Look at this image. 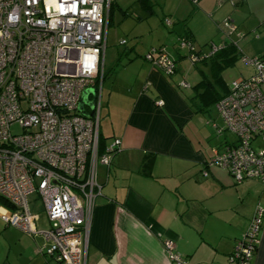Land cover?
Returning a JSON list of instances; mask_svg holds the SVG:
<instances>
[{
	"label": "built area",
	"instance_id": "2783aa9c",
	"mask_svg": "<svg viewBox=\"0 0 264 264\" xmlns=\"http://www.w3.org/2000/svg\"><path fill=\"white\" fill-rule=\"evenodd\" d=\"M110 1L0 0V197L10 209L1 218L27 234L42 235L41 252L60 264H87L88 232L101 194L96 166H109L120 145L115 138L99 143L97 83L103 79ZM219 29L228 38L235 33L229 19ZM236 34L243 39V33ZM178 42L187 47L193 64L225 46L212 42L207 51H196L187 37ZM143 57L167 75L176 71L164 48ZM239 58L253 72L230 82L215 103L221 124L212 122L217 135L230 132L236 138L214 146L208 164L227 170L237 183L258 179L264 184V149L251 146L264 133V57ZM88 89L96 92L90 117L78 110ZM156 103L163 105L161 99ZM84 109L89 112L87 105ZM29 196L43 208L44 228H37L39 217ZM262 225L264 208L257 206L235 241L229 264H251ZM164 246L172 262L185 264L171 241Z\"/></svg>",
	"mask_w": 264,
	"mask_h": 264
},
{
	"label": "crops",
	"instance_id": "0c3cea01",
	"mask_svg": "<svg viewBox=\"0 0 264 264\" xmlns=\"http://www.w3.org/2000/svg\"><path fill=\"white\" fill-rule=\"evenodd\" d=\"M111 1L121 10L117 0ZM140 6L148 14L157 7L173 30L182 22L176 38L187 36L196 51H204L202 46L211 41H238L236 33H244L238 56L264 55V0H149ZM224 19L235 25L229 38L219 29ZM170 48L165 50L176 62L171 51L179 49ZM210 64L202 62L200 79L213 80ZM133 65L124 78L112 81V88L118 84V97L110 93L106 98L108 115L118 125L110 135L99 132L104 144L115 138L120 145L109 166H96L101 194L95 198L86 263L177 264L165 250L169 240L185 264H229L255 208H264V184L258 179L237 183L227 170L208 164L212 148L221 142L213 146L212 122L221 119L211 120L209 105L199 101L201 88L194 86L200 79L189 86L183 79L190 76L187 70L176 67L173 77L147 60ZM243 69L242 77L253 72ZM220 77L215 90L224 93L229 84L222 71ZM187 87L191 92L181 91ZM38 217L37 228H44L45 216L41 224ZM25 234L17 236L20 251L2 264H60L41 252L42 235ZM251 264H264V225Z\"/></svg>",
	"mask_w": 264,
	"mask_h": 264
},
{
	"label": "rangeland",
	"instance_id": "374dc122",
	"mask_svg": "<svg viewBox=\"0 0 264 264\" xmlns=\"http://www.w3.org/2000/svg\"><path fill=\"white\" fill-rule=\"evenodd\" d=\"M117 2L120 4L121 10L118 9L116 5H112L111 19L107 23L106 30V48L102 67L103 79L102 81L99 79L97 83L98 96L100 97L99 131L106 135H110L112 130L118 125V120L114 117L111 119L108 115L106 107V98H108V95L113 93L115 96L114 98H116L120 91L117 86L118 84L115 85L114 88L111 87L112 81L124 78V75H126L124 73L126 72V68H133L135 66H132L133 63L145 61L143 56L148 51L152 49L159 50L164 47L166 48V46L172 48V46L176 45L179 51L170 49L174 56H176V67H179L182 72L183 70H187V73H190V76L187 75L183 77L189 86L194 85L195 80L198 81L200 79L198 70L199 68L202 69L203 66L200 62L193 64L190 61L187 47H179V38H176L178 34L176 31L177 27H183V24H181L182 22L180 24L177 23L175 25L176 28L173 30V26L171 27V25H166L164 23V17L157 7H154V13L148 14L141 8L139 0H117ZM211 43L212 41L202 46L204 47V51L208 50V45ZM242 44L243 43H241V45ZM246 66L248 70L245 71V73H248L251 71L250 68L252 69V67L243 62L240 58H237L232 64L223 68L222 76L225 83L230 84L232 80L239 77L244 70L243 68H246ZM176 73L177 71L172 75L164 74L167 76H175ZM181 91L188 93L189 91L191 92V88H182ZM126 103L123 104L122 108L125 107ZM208 109L211 120H219L213 104H210ZM210 121L208 122L211 123ZM216 123L221 124V121ZM12 131H17V129L13 127ZM216 135L217 134L214 136L215 141L213 146L224 139L234 141L236 138L235 135L230 132H226L222 136ZM251 146L255 149H264V133L256 135L251 142ZM28 201L31 210L39 214L40 224L43 223L44 212L39 200H35L34 196H29ZM9 210V207L6 206L0 198V264H2L6 258H10L20 251L17 236H22V234L26 236L22 230L15 226L7 225L1 218L2 215L9 214ZM43 243V245H45L46 240Z\"/></svg>",
	"mask_w": 264,
	"mask_h": 264
},
{
	"label": "trees",
	"instance_id": "16d2710c",
	"mask_svg": "<svg viewBox=\"0 0 264 264\" xmlns=\"http://www.w3.org/2000/svg\"><path fill=\"white\" fill-rule=\"evenodd\" d=\"M139 2L141 4H148L149 0H139ZM111 8H112V1H110V4H109L108 18H110ZM223 43L225 44V46L222 49L218 50L212 56L200 61V63L209 61L211 63L210 65L212 67V73H213L212 81H209L210 79L203 77L194 86L197 89L201 88V91L198 93V96L200 98L199 101L203 102L205 105L215 104L220 98H222L227 93L228 87L224 93L218 92L217 90H215V88L216 86H218L217 84L221 82L220 73L223 70V68H225L227 65L232 64L234 60L239 57L238 55L240 51L238 47H240V45L238 44L237 41L227 40V41H224ZM258 57H264V55L258 56ZM99 143H100V147L104 145V139L101 136L100 132H99ZM2 201L4 204H6V206L9 207L8 203L4 199H2Z\"/></svg>",
	"mask_w": 264,
	"mask_h": 264
},
{
	"label": "water",
	"instance_id": "95a60500",
	"mask_svg": "<svg viewBox=\"0 0 264 264\" xmlns=\"http://www.w3.org/2000/svg\"><path fill=\"white\" fill-rule=\"evenodd\" d=\"M89 94H91V99H88ZM95 102V93L93 90L88 89L82 93V96L79 101L78 110L79 112L86 117H90L93 113ZM84 105L88 106L89 112L84 109Z\"/></svg>",
	"mask_w": 264,
	"mask_h": 264
},
{
	"label": "flooded vegetation",
	"instance_id": "af4514ba",
	"mask_svg": "<svg viewBox=\"0 0 264 264\" xmlns=\"http://www.w3.org/2000/svg\"><path fill=\"white\" fill-rule=\"evenodd\" d=\"M88 99H91V94H89Z\"/></svg>",
	"mask_w": 264,
	"mask_h": 264
}]
</instances>
